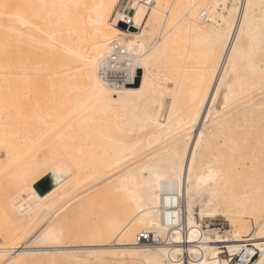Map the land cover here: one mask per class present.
I'll list each match as a JSON object with an SVG mask.
<instances>
[{"label": "bare ground", "instance_id": "6f19581e", "mask_svg": "<svg viewBox=\"0 0 264 264\" xmlns=\"http://www.w3.org/2000/svg\"><path fill=\"white\" fill-rule=\"evenodd\" d=\"M118 2L0 0V164L1 148L8 160L2 174L9 172L4 166L26 160L18 176L13 173L16 180L9 177L14 183L6 176L13 184L6 188L14 186L16 196L0 202V264L10 252L18 261L48 256L86 263L81 250L99 263L185 264L188 255L187 264H227L228 258H220L223 248L234 255L245 243L259 253L251 264H261L264 190L231 161L242 154L241 145L262 161L261 141L246 137L264 126V0H155L150 6L134 0L112 21ZM126 17L132 25L123 28ZM115 42L126 54L110 67L129 73L119 86L101 73ZM170 58L180 59L176 71L167 66ZM190 67L198 72L188 77ZM19 74H25L22 81ZM33 100L48 110L42 106L44 114L30 115L29 122L30 113L21 116V104ZM57 108L58 114L69 112L64 121ZM52 115L65 125L57 134L63 137L62 156L51 187L40 193L34 185L42 177L37 172L59 155L52 151L54 142L45 147L58 129L44 143L45 129L40 136L32 123L49 124ZM59 120L58 125L51 120L54 127L46 125V131L52 133ZM23 121L33 129L29 135L38 133L35 138H22ZM167 194L181 201L176 226L164 220ZM72 195H81V206L87 197L118 199L114 208L105 207L104 223L87 231L94 242L46 244L61 232L51 220L25 245L28 230L43 217L54 219ZM219 216L232 226L223 234L199 223V217ZM247 217L257 221L252 233ZM141 231L166 242L136 245Z\"/></svg>", "mask_w": 264, "mask_h": 264}, {"label": "rangeland", "instance_id": "374dc122", "mask_svg": "<svg viewBox=\"0 0 264 264\" xmlns=\"http://www.w3.org/2000/svg\"><path fill=\"white\" fill-rule=\"evenodd\" d=\"M121 1L122 0H119V2L117 3V5H116V8H115V11H114V14H113V16L111 17V20L113 21V19H114V17H116V15H118L119 14V10L121 9L120 8V4H121ZM111 21V22H112ZM162 26H163V24H161V25H159V27H158V30H160V28H162ZM165 65V62H159L158 63V66H159V68H162V65ZM177 64H180V59H175V58H170V61H169V63H167V66L169 67V69L173 72V71H176L177 70ZM176 65V66H175ZM190 66L191 67H193L194 66V63L193 62H191V64H190ZM189 68V73H190V75H188V77H191V76H194V75H196V73L198 72V69H196V68ZM18 70V69H17ZM23 70V69H22ZM21 69L20 70H18V71H22ZM165 70V69H164ZM16 76V75H15ZM19 76V78L21 79V81L24 79V76H25V74H24V76L23 75H18ZM18 76H17V78H14V79H16V80H19L18 79ZM41 78H42V76H40ZM43 77H45V76H43ZM48 78V77H47ZM38 79V82H41V81H39V80H42V79H39V78H37ZM48 80V79H47ZM46 80V77H45V80H42V82L44 81H47ZM15 81V80H14ZM17 82H19V81H17ZM16 82V83H17ZM41 82V83H42ZM43 82V83H44ZM35 84V83H34ZM33 84V85H34ZM35 102V103H34ZM50 101H48L47 102V104L49 103ZM26 103V104H25ZM30 103H31V105H30ZM38 103H40L39 101H38ZM25 104V105H24ZM42 104H43V101H42ZM23 105L24 106H27V105H29V107L27 106V107H25V108H23L24 106H22V104H21V107L23 108H21V107H19L20 106V103H19V105H18V107H19V109L21 108V113H22V117L25 115V113H26V117H27V114L28 113H30L29 115H28V119H29V122L31 121V116L33 115L34 116V114L36 113L37 115H40L39 113H42L43 111H42V109H43V107L45 108V110H44V112H46L47 110H48V107L46 108V106L44 105H41V104H37V101L36 100H33V101H30V102H23ZM39 105H41V107L39 106ZM56 105V107H58V105L57 104H55ZM34 106V107H33ZM36 106H38V107H36ZM32 107V108H31ZM29 108V109H28ZM31 108V109H30ZM37 108H40L39 110L40 111H38V109ZM66 108V107H65ZM27 109V110H26ZM37 109V110H36ZM47 109V110H46ZM59 109H60V107H59ZM62 109H63V107H62ZM17 110V109H16ZM24 110V111H23ZM35 110V111H34ZM61 110V109H60ZM60 110H58V108H57V115L58 116H60V117H62V121H64L63 120V117H64V119L66 118V115H65V113L64 114H58V113H60L59 111ZM66 111H69V110H67V108L65 109ZM15 110H13V112H14ZM23 111V112H22ZM30 111H32V113L30 112ZM62 111V110H61ZM64 111V110H63ZM17 112V111H16ZM28 112V113H27ZM44 112H43V114H44ZM18 113H20L19 111H18ZM17 113V114H18ZM55 114V113H54ZM53 114V115H54ZM67 115L69 114V112H67L66 113ZM31 115V116H30ZM37 115H35L36 117H38ZM53 115L51 116V118H50V116H48V122H49V124L48 123H46V124H41V126L40 125H38V128H39V126H40V128L38 129V128H36L37 127V123L36 124H33L32 123V126L33 125H36V127L35 126H33V129H34V127H35V129H34V131L37 129L38 131V133H40V136H41V134H42V132H44V129H45V134L44 135H42L43 136V140L41 141V142H44L45 143V141L47 142V140H50L51 138H52V136L54 135V137H53V139H51L49 142H47L46 143V146L45 147H47V144H51V142H54V143H52L50 146L51 147H54V148H52L53 150V152H54V150H55V153L56 154H59V155H57L56 156V154H55V156L56 157H54L53 159H51L44 167H42L41 169H39L38 170V172L37 173H41L42 174V177H41V179H39L34 185H35V187H36V185L37 184H39L40 185V187H41V189L43 190V192H45L46 190H47V187L48 188H50L51 187V184H52V178H51V175H53V174H55V167L57 166V164H59V156H62L61 155V152L62 151H60V149H59V147H60V145H61V143L60 142H62L63 141V137H61V139H59L60 138V136L63 134L62 133V130L64 129V127H65V125H63L64 127L62 128L61 126H62V123H61V121L59 120L60 119V117H59V119L58 118H55V116L53 117ZM56 115V117H58ZM64 115V116H63ZM34 116V117H35ZM29 117H31V118H29ZM71 117H72V115H71ZM23 118H25V117H23ZM68 118V117H67ZM69 118H70V116H69ZM35 119H37V118H34L33 120H35ZM55 119L58 121L59 120V123H61V124H59L60 126H58V127H55V129H51V127L50 126H53L54 127V125H52V124H54V123H52L51 122V120H53L54 122H55ZM22 120H24V119H22ZM32 122V121H31ZM34 122V121H33ZM39 123V122H38ZM55 123H57V125H58V122H55ZM21 124H23V128H25V129H23L22 128V131H21V129H20V131H21V136H23L22 138L24 139V137H27L28 135H29V131H28V129L29 128H31V130H33L32 129V127H30L29 126V128L27 127H24L25 125H27L26 124V122H25V124H24V121H23V123H21ZM46 125H50L49 127H50V129L52 130V133H51V131H46V129L48 128ZM43 126V127H42ZM56 126V125H55ZM19 128H20V125L18 126ZM43 129H42V128ZM44 127H46V128H44ZM61 127V128H60ZM56 129H58L57 131H55ZM30 130V129H29ZM30 130V131H31ZM42 130V131H41ZM60 130V131H59ZM55 131V132H54ZM64 131V130H63ZM49 133V134H47V133ZM53 132H54V134H53ZM36 133V132H35ZM35 133H33V131L31 132V135H29L27 138H29L30 136H33V135H35ZM38 133H36V135H38ZM51 133V134H50ZM55 133H56V136H55ZM53 134V135H52ZM60 135V136H58V135ZM26 135V136H25ZM35 135V136H36ZM50 135V136H49ZM234 135H235V137H236V139H239L240 140V138L242 137V134H241V132L240 131H237L236 130V132L234 133ZM35 136H33L34 138H35ZM50 138H49V137ZM64 136V135H63ZM39 137V136H38ZM48 139H47V138ZM59 137V138H58ZM46 138V139H45ZM66 138V137H65ZM247 139H248V142H250V143H257L259 140L261 141V144H259L258 145V149H257V152H258V154H259V156H260V158H261V160L262 161H257L250 153H249V150L247 149V147H246V145H241V147H240V149H241V151H242V154L241 155H239V156H236V157H233L232 158V161H231V164L233 163V162H235V163H237L238 164V169L240 170V171H242V172H245V173H250L251 174V176H252V178H253V180L258 184V185H261V187L263 188V190H264V126H258V128H256V129H253L252 130V132H250V134H248L247 135V137H246ZM59 139V140H58ZM45 140V141H44ZM55 140V141H54ZM61 140V141H60ZM26 141V140H25ZM24 141V142H25ZM59 142V143H57V142ZM55 142H56V144H55ZM65 143V142H64ZM66 143H70V141H68V138H66ZM21 144V143H20ZM19 144V145H20ZM71 144H72V141H71ZM22 145H23V143H22ZM44 145V144H43ZM55 145V146H54ZM213 145H214V143H213ZM50 146H48V148L50 147ZM58 147V148H57ZM5 148H1V154H2V160H7V157H6V155H7V152H5V150H4ZM4 152V153H3ZM42 152H43V146H41V147H39V149H38V151H37V155L38 156H41V154H42ZM58 152V153H57ZM6 153V154H5ZM64 153V152H63ZM62 153V154H63ZM58 157V158H57ZM5 158V159H4ZM1 160V164H0V168H1V165L4 163V165H7L6 163H8V160L5 162V161H2ZM18 161H20L19 159H18ZM18 161H16V163L15 164H10V165H12L11 166V168H12V170L10 169V167H8V166H10L9 164H8V166H4V169H8V171L10 172H3V173H5L6 175L4 176V174H2V171L3 170H1V169H3V168H1L0 169V171H1V174H2V176H4L5 177V179H4V177H1L0 179V181L2 182V178L4 179L3 180V183H1L2 185H0L1 187H0V202L2 201V199H3V197L5 198H7V197H9V199H10V196H13V195H15L16 193H15V191H14V194H11V193H13V190H14V186L11 188V189H13V190H10V191H12V192H10L7 188H8V186L9 185H13V184H11V183H14L13 181L11 182V179L12 178H14L15 180H16V177L18 176V173H19V171L21 170V168L23 167V166H25V164H26V160H21L20 161V165H19V162ZM14 162V161H13ZM21 162H23V163H21ZM5 167H7V168H5ZM11 170V171H10ZM7 171V170H6ZM13 171V172H12ZM15 172V173H14ZM11 173H12V175H11ZM17 174V175H15L14 176V174ZM7 174H9L10 176H8ZM57 175H58V173H57ZM6 176L8 177V180H10V182L8 181V180H6L7 178H6ZM9 177H12V178H10L9 179ZM9 183V184H8ZM7 187V188H6ZM5 189H6V191H7V195H6V192H5ZM16 189V188H15ZM38 190V189H37ZM8 191H9V194H8ZM39 191V190H38ZM11 194V195H10ZM8 195H10V196H8ZM16 196V195H15ZM81 196V195H80ZM80 196H75V197H73V195L72 196H70V197H68L67 199H66V201L67 200H70L69 202H68V204H66L56 215H54L53 217H54V219L53 218H50V219H46L45 217H43L42 218V220H40L38 223H36V224H34L29 230H28V232H29V234L27 235V237H25L23 240L25 241V245H30V244H32L35 240H36V238L39 236V234L44 230V229H46L52 222V224H55L57 227H59L60 229H61V232L59 233L60 235L58 236H56V238L54 239V240H46L45 241V243L46 244H53L55 241H56V243L58 244V243H66V242H68V241H70L71 243H79V244H85V243H90V242H94V241H89L90 240V238H89V236H86V233H87V231L88 230H90L91 229V227H92V225L94 226V227H92V228H95L96 226L98 227L99 225H101V224H103L104 222H103V219L102 218H105L106 216H107V208H109V209H111V208H114L115 207V205H116V203H117V201H118V199L116 198V197H113V196H103V197H98V198H93V197H87V199L85 200V203H84V205L83 206H81V205H79V200H80ZM12 198V197H11ZM71 198V199H70ZM116 198V199H115ZM85 199V198H84ZM116 200V201H115ZM104 204H106V205H104ZM102 205V206H101ZM104 207V208H103ZM105 207H106V209H105ZM94 209H96V210H94ZM226 209V208H225ZM106 210V211H105ZM106 213V214H105ZM103 216V217H102ZM259 216H260V218L261 217H264V209H261V211H260V213H259ZM101 217V218H100ZM247 220H249V222H250V224H251V233L252 232H254L255 231V228H256V226H257V221H256V219L254 218V217H247L246 218ZM51 220H52V222H51ZM199 223H200V225L202 226V227H205V226H207V225H209L210 227H212V228H216V227H218V226H221V225H223L224 227H225V229L224 230H230L231 228H232V226H231V223H230V221L227 219V218H225V217H222V216H219V217H205V218H200L199 217ZM13 224H15V223H13ZM98 224V225H97ZM22 226V224L21 223H17V225H15V226ZM19 226V227H20ZM220 232V231H219ZM224 232H220V234H223ZM244 234V233H243ZM246 235V234H245ZM52 241H54V242H52ZM226 245V244H225ZM227 246V245H226ZM221 250V249H220ZM223 250H225V252L223 253V254H221L220 255V258L222 259V260H227V256H228V252H227V248H223ZM81 253H80V257L79 258H87V262L86 263H84V262H82V261H77L76 260V258H74V257H71L70 259H67V257H57L56 259H54V260H51L50 259V257H48V256H38V257H36V258H34V259H30V258H28V257H24V258H22L21 260H15V257L13 256V253L12 252H10V253H8L7 254V256H6V258L4 259V261L2 262V264H110V262L109 261H106V262H102V263H99L98 262V260H97V258H95V257H92L90 254H88V253H86V252H88L87 250H81L80 251ZM237 251H234L233 253H231V254H234V253H236ZM188 260H189V258H188V255H184V262H185V264H187V262H188Z\"/></svg>", "mask_w": 264, "mask_h": 264}, {"label": "built area", "instance_id": "2783aa9c", "mask_svg": "<svg viewBox=\"0 0 264 264\" xmlns=\"http://www.w3.org/2000/svg\"><path fill=\"white\" fill-rule=\"evenodd\" d=\"M133 1L134 0H122L120 4V8H124L125 10L126 8H128L127 7L128 4ZM137 1L146 4L148 6L152 5L155 2V0H137ZM123 22L127 24V26L132 25V21L130 17H126ZM125 54H126L125 48L120 43L115 42L112 50L107 55L105 66H103L101 69V73L104 79L113 85L116 86L122 85L129 78V73L126 69L110 67V64L117 62ZM164 204L166 208V212L164 216L166 225L170 227L178 225L180 223L179 215L181 214L180 199L178 198V196L174 194H167L164 199ZM216 229H218V231L220 232L226 231L224 230L225 227L223 225L216 227ZM164 242H166V240L163 237L157 236L154 233L148 231H141L136 236V245L152 246V245L162 244ZM250 247H253V245L249 243H245L243 244V248L240 250L239 253L234 255L228 254L227 264H251V262L256 257H258L259 253L257 249L251 251Z\"/></svg>", "mask_w": 264, "mask_h": 264}, {"label": "trees", "instance_id": "16d2710c", "mask_svg": "<svg viewBox=\"0 0 264 264\" xmlns=\"http://www.w3.org/2000/svg\"><path fill=\"white\" fill-rule=\"evenodd\" d=\"M36 188L39 190L40 193H44L39 184L36 185Z\"/></svg>", "mask_w": 264, "mask_h": 264}, {"label": "water", "instance_id": "95a60500", "mask_svg": "<svg viewBox=\"0 0 264 264\" xmlns=\"http://www.w3.org/2000/svg\"><path fill=\"white\" fill-rule=\"evenodd\" d=\"M121 26H122L123 28H126V27H127V24H125L124 22H122V23H121Z\"/></svg>", "mask_w": 264, "mask_h": 264}, {"label": "snow or ice", "instance_id": "6c2138e0", "mask_svg": "<svg viewBox=\"0 0 264 264\" xmlns=\"http://www.w3.org/2000/svg\"><path fill=\"white\" fill-rule=\"evenodd\" d=\"M193 159H195V158H193ZM261 264H264V261H262Z\"/></svg>", "mask_w": 264, "mask_h": 264}]
</instances>
